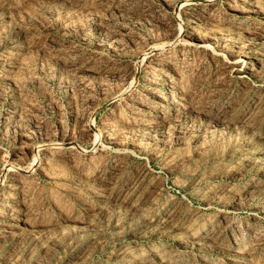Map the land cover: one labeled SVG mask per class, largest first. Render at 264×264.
Masks as SVG:
<instances>
[{"label": "rangeland", "instance_id": "1", "mask_svg": "<svg viewBox=\"0 0 264 264\" xmlns=\"http://www.w3.org/2000/svg\"><path fill=\"white\" fill-rule=\"evenodd\" d=\"M0 264H264V0H0Z\"/></svg>", "mask_w": 264, "mask_h": 264}, {"label": "bare ground", "instance_id": "2", "mask_svg": "<svg viewBox=\"0 0 264 264\" xmlns=\"http://www.w3.org/2000/svg\"><path fill=\"white\" fill-rule=\"evenodd\" d=\"M97 137V136H96ZM98 141V140H97ZM68 144H70V143H68ZM9 165V164H8ZM8 167V166H7ZM11 167V166H10Z\"/></svg>", "mask_w": 264, "mask_h": 264}]
</instances>
